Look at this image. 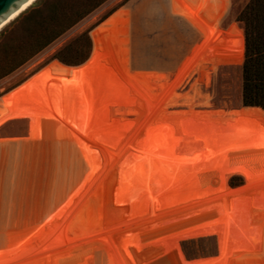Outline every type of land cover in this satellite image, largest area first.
Wrapping results in <instances>:
<instances>
[{
  "label": "rangeland",
  "instance_id": "rangeland-1",
  "mask_svg": "<svg viewBox=\"0 0 264 264\" xmlns=\"http://www.w3.org/2000/svg\"><path fill=\"white\" fill-rule=\"evenodd\" d=\"M190 1H196L194 7ZM248 2L106 0L31 61L0 80L6 107L3 114L21 106H54L40 123L30 124L21 118L0 127V137L9 141L0 143V259L26 263L21 257L42 252L45 227L59 225L64 219H68L66 237L72 239L78 236L74 220L84 229L110 228L198 199H190L192 195L213 194L219 168L207 182L203 170L188 166V155L157 119L168 124L189 116L195 122L209 123L218 136L211 148L215 154L225 150V160L233 157L234 149L264 143V129L258 121L240 113L244 108L245 39L239 63L208 62L204 70L187 69L189 74L172 83L174 103L163 111V96H159L163 86L148 77L146 83H138L130 76L132 70H147L133 66L134 49L140 55L137 63L156 65L159 68L148 70L176 78L184 59L193 48H200L203 37L196 26L212 24L222 33L235 25L243 31L237 16ZM88 28L93 51L86 63L70 67L49 61ZM196 140L189 135L180 138L189 155L194 153ZM11 141L18 143L12 145ZM94 166L91 177H76ZM101 167L105 171L102 182L77 203ZM256 179L262 182L258 187L222 196L210 204L264 188V177ZM249 181L232 175L226 181L229 188L214 193L223 194ZM210 204L153 222L154 229L145 226L117 235L115 241L125 262L174 264L166 256L180 252L185 259L200 257L205 264V256L218 251L217 236L205 235L204 230V208ZM225 244L226 238L215 256L214 261L220 264L227 262ZM95 261L92 258L90 264ZM33 264H71V257ZM103 264H113L109 255L103 257Z\"/></svg>",
  "mask_w": 264,
  "mask_h": 264
},
{
  "label": "trees",
  "instance_id": "trees-1",
  "mask_svg": "<svg viewBox=\"0 0 264 264\" xmlns=\"http://www.w3.org/2000/svg\"><path fill=\"white\" fill-rule=\"evenodd\" d=\"M105 1L35 0L0 32V80L31 61ZM189 3L194 7L196 1H190ZM237 20L242 23L244 35L243 31L237 29L235 25H230L227 31L222 33L220 30H215L212 24L206 26L201 23L197 25L196 28L203 37L199 45L200 48L195 47L192 49L191 55L182 62L176 78L170 79V75L167 77L168 74L164 72L148 70L149 68H159L156 65L137 63L136 61L140 60V55L134 49L132 55L133 66L136 69L147 70H132L129 57H127L128 68L132 70L130 76L138 83H146L148 77L153 84L162 85L163 88L159 96H163L162 102H164V108H166L172 105L175 99L172 83L180 82L189 69L204 70L208 62L214 64L239 63L242 59L245 39L241 93L244 108L241 109L240 113L244 117L257 120L258 124L264 129V0H249L238 14ZM90 31L91 28H88L79 33L56 51L49 61L56 60L70 67H77L86 63L93 51ZM127 32L129 33V17ZM221 37L226 38L222 39ZM211 39L213 40L211 41ZM219 48H222L223 51L216 52ZM189 72L187 73L189 74ZM73 91L76 92V88ZM3 96L0 95V127L21 118H26L30 124L40 123L43 116L53 112L54 106H21L3 114L6 110ZM159 96L155 100H158ZM163 114L165 113L161 115ZM181 114L185 115L184 113ZM157 122L188 155V166L196 165L197 169L204 171L208 176L207 182L210 179L209 175L217 167L219 168L220 176L216 182L217 188L212 191L213 194H203V197L192 195L190 199H198L186 201L184 204L166 212H158L146 218L135 219L123 224H114L110 228L101 226L90 230L84 229L74 220L73 226L76 228L78 236L72 239L66 237L68 219H64L59 225L51 224L45 227L47 235L43 240L42 252L31 254V257H21L20 261L23 260L26 263L20 264H33L38 261L51 262L67 255L71 257V264H90L92 258L96 259L94 264H103L105 255L111 257L113 264H127L115 241L117 235L145 226L154 229L153 222L184 214L185 211L210 204L222 196H233L254 189L262 183L256 178L264 177V143H259L257 146L249 145L243 149H234L233 157L225 160L222 159V153L225 150L215 154V150L211 148V143L217 140L218 136H216V131L212 130L209 123L205 125L200 120L195 122V119L189 116H185L177 122L173 121L172 123L170 121L168 124L162 123L163 120L160 121L159 119H157ZM194 131L197 132L196 136ZM187 135L197 139L195 149H193L194 153L191 155L185 151L184 145L180 142V138ZM9 140H12V138H9ZM5 141L7 142L8 138L0 137V143H5ZM231 151L233 152V150ZM96 167L84 170L82 176L78 175L76 177L88 178L94 173L93 169ZM104 173L105 171L101 167V170L91 180L89 187L81 194L77 203H80L97 183L102 182ZM235 174L242 175L245 181L256 180L229 189L223 194L214 193L228 189L226 181ZM231 183L236 185L233 181ZM69 213L72 215V209ZM204 230L205 235L215 234L218 243L217 253L205 256V264L221 263L214 260L219 250L223 249L222 243L225 238L226 264L230 261H232V264H264V188L206 206L204 208ZM77 257L82 258L80 261H75L74 259ZM166 257L174 264H202L200 257L185 259L180 252H173ZM17 262L13 259H0V264H15Z\"/></svg>",
  "mask_w": 264,
  "mask_h": 264
},
{
  "label": "water",
  "instance_id": "water-1",
  "mask_svg": "<svg viewBox=\"0 0 264 264\" xmlns=\"http://www.w3.org/2000/svg\"><path fill=\"white\" fill-rule=\"evenodd\" d=\"M26 4H28V0H0V28L4 26L3 22H5L8 18L11 19ZM17 143V141H11L12 145Z\"/></svg>",
  "mask_w": 264,
  "mask_h": 264
},
{
  "label": "bare ground",
  "instance_id": "bare-ground-1",
  "mask_svg": "<svg viewBox=\"0 0 264 264\" xmlns=\"http://www.w3.org/2000/svg\"><path fill=\"white\" fill-rule=\"evenodd\" d=\"M35 0H31V3L26 4L16 15H14L11 19L8 18L5 22H3V25H6L8 22L13 20L15 17H17L21 12H23L25 9H27ZM1 29V28H0Z\"/></svg>",
  "mask_w": 264,
  "mask_h": 264
},
{
  "label": "crops",
  "instance_id": "crops-1",
  "mask_svg": "<svg viewBox=\"0 0 264 264\" xmlns=\"http://www.w3.org/2000/svg\"><path fill=\"white\" fill-rule=\"evenodd\" d=\"M155 101H157V100H155ZM163 108H164V104H163V106H162V109H161V111L163 110ZM98 174V173H97ZM97 174H95V175H97ZM94 175V174H93ZM91 177V176H90Z\"/></svg>",
  "mask_w": 264,
  "mask_h": 264
},
{
  "label": "snow or ice",
  "instance_id": "snow-or-ice-1",
  "mask_svg": "<svg viewBox=\"0 0 264 264\" xmlns=\"http://www.w3.org/2000/svg\"><path fill=\"white\" fill-rule=\"evenodd\" d=\"M28 3H31V0H28Z\"/></svg>",
  "mask_w": 264,
  "mask_h": 264
}]
</instances>
